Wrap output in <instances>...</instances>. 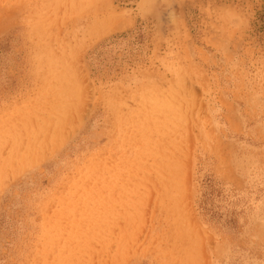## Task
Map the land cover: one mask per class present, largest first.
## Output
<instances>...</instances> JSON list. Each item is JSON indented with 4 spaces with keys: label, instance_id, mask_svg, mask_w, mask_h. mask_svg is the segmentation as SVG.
Wrapping results in <instances>:
<instances>
[{
    "label": "rangeland",
    "instance_id": "374dc122",
    "mask_svg": "<svg viewBox=\"0 0 264 264\" xmlns=\"http://www.w3.org/2000/svg\"><path fill=\"white\" fill-rule=\"evenodd\" d=\"M0 264H264V0H0Z\"/></svg>",
    "mask_w": 264,
    "mask_h": 264
},
{
    "label": "bare ground",
    "instance_id": "6f19581e",
    "mask_svg": "<svg viewBox=\"0 0 264 264\" xmlns=\"http://www.w3.org/2000/svg\"><path fill=\"white\" fill-rule=\"evenodd\" d=\"M111 13V12H110ZM111 15V14H110ZM112 16H113V12H112ZM111 17V16H110Z\"/></svg>",
    "mask_w": 264,
    "mask_h": 264
}]
</instances>
